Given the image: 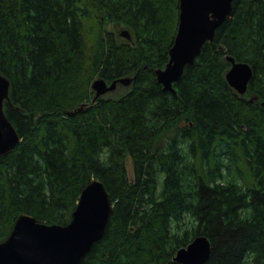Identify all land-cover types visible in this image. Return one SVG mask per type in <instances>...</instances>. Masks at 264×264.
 <instances>
[{
    "label": "trees",
    "instance_id": "1",
    "mask_svg": "<svg viewBox=\"0 0 264 264\" xmlns=\"http://www.w3.org/2000/svg\"><path fill=\"white\" fill-rule=\"evenodd\" d=\"M178 4L0 0L3 111L19 137L0 156V243L23 214L68 224L97 180L113 213L82 264H179L199 236L211 246L203 264H264V0H233L171 93L154 72ZM227 58L252 68L243 95ZM122 78L128 91L93 101L95 80Z\"/></svg>",
    "mask_w": 264,
    "mask_h": 264
},
{
    "label": "water",
    "instance_id": "2",
    "mask_svg": "<svg viewBox=\"0 0 264 264\" xmlns=\"http://www.w3.org/2000/svg\"><path fill=\"white\" fill-rule=\"evenodd\" d=\"M233 0H179L178 27L174 43L168 52L164 69L154 72L163 91L174 93L185 67L194 64L205 43H212L216 30L232 11ZM120 36L130 40L127 31ZM230 69L226 81L243 95L253 77L252 68L227 58ZM121 84L129 86L130 78H122L107 85L103 80L92 83L95 101ZM9 81L0 76V156L19 143V137L7 120L3 102L8 99ZM113 205L101 182L88 183L79 196L70 221L66 225H47L33 217L20 215L7 238L0 243V264H82L92 247L104 237ZM211 253L206 237L193 239L178 250L173 260L179 264H203Z\"/></svg>",
    "mask_w": 264,
    "mask_h": 264
},
{
    "label": "rangeland",
    "instance_id": "3",
    "mask_svg": "<svg viewBox=\"0 0 264 264\" xmlns=\"http://www.w3.org/2000/svg\"><path fill=\"white\" fill-rule=\"evenodd\" d=\"M130 86V85H129ZM129 86H123L121 84H118L115 88V90L111 91V92H107L105 93L104 95H102L100 98H103V99H108V98H111V97H117L118 95H121L123 93H125L126 91H128V87ZM261 126H264V120L261 122L260 124ZM126 167H127V171H128V174L130 175V177L132 176V168H131V163L130 161L127 159L126 161ZM14 224V223H13Z\"/></svg>",
    "mask_w": 264,
    "mask_h": 264
}]
</instances>
